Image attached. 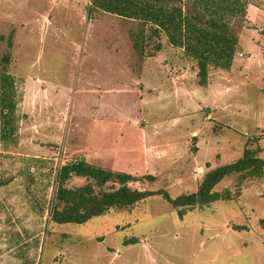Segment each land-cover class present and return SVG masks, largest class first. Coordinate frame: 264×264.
I'll list each match as a JSON object with an SVG mask.
<instances>
[{
  "label": "rangeland",
  "instance_id": "rangeland-1",
  "mask_svg": "<svg viewBox=\"0 0 264 264\" xmlns=\"http://www.w3.org/2000/svg\"><path fill=\"white\" fill-rule=\"evenodd\" d=\"M249 1L232 68H211L201 87L196 62L181 49L163 38L162 52L142 62L130 39L135 23L89 16L90 0H0V59L10 55L22 94L19 145L0 146V181L13 192L2 208L9 220L21 213L37 223L27 228L32 261L56 254L51 264H264V177L247 181L238 201L184 217L161 197L83 225L50 217L58 172L69 161L152 175L155 182L131 186L177 197L197 191L207 172L236 162L246 147L258 145L264 157V0ZM42 76L43 92L26 90L29 78ZM236 179L218 190H235ZM86 182L74 178L68 187ZM132 237L139 244L122 248Z\"/></svg>",
  "mask_w": 264,
  "mask_h": 264
},
{
  "label": "trees",
  "instance_id": "trees-1",
  "mask_svg": "<svg viewBox=\"0 0 264 264\" xmlns=\"http://www.w3.org/2000/svg\"><path fill=\"white\" fill-rule=\"evenodd\" d=\"M89 16L94 11L118 16L135 23L130 32L134 50L143 62L164 49L163 38L175 49L196 62L198 84L207 87L210 69L230 70L247 18L249 0H90ZM10 55L0 59V146L14 148L20 129L19 105L22 94L9 71ZM246 147L236 162L207 172L195 192L172 197L166 190H140L131 186L139 181L153 183L152 175L136 177L106 170L86 160L63 164L57 175V188L50 217L60 225H83L112 210L133 209L153 197H161L180 217L187 210L205 209L217 202L238 201L247 181L264 177L262 150ZM237 177L236 188L218 190L227 178ZM74 178L87 182L69 188ZM8 182L0 181V187ZM263 224H264V220ZM235 231H249L247 225H235ZM140 237L123 241L122 248L139 244Z\"/></svg>",
  "mask_w": 264,
  "mask_h": 264
},
{
  "label": "crops",
  "instance_id": "crops-1",
  "mask_svg": "<svg viewBox=\"0 0 264 264\" xmlns=\"http://www.w3.org/2000/svg\"><path fill=\"white\" fill-rule=\"evenodd\" d=\"M43 76L42 78L37 77L36 80L32 81L29 78L26 81V85H29L26 87V90L29 91V88H34L37 92L38 90L43 92L45 89L44 82L46 81ZM48 78L52 79V77ZM47 83L51 85V91H54V98L56 99V96H58L59 99L60 95L58 94V91H56L57 88L53 86V79ZM10 145V147H17L19 145V136L16 145ZM8 187L9 186L0 187V200L2 201H0V236L3 237V244H0V264H36L35 261H32L33 259L31 260L29 243L27 241V233H29V228L35 229L37 223L34 221L29 222L24 220L20 216L21 213L17 216V219L13 221L9 220V215H11V213H5L2 208V203L4 204V202H7L9 200V197L13 196V192L6 189ZM1 228H3V230H1ZM7 229H16L17 231L8 232ZM55 255L56 254H53L49 258H47L46 264H51L52 262H54Z\"/></svg>",
  "mask_w": 264,
  "mask_h": 264
},
{
  "label": "built area",
  "instance_id": "built-area-1",
  "mask_svg": "<svg viewBox=\"0 0 264 264\" xmlns=\"http://www.w3.org/2000/svg\"><path fill=\"white\" fill-rule=\"evenodd\" d=\"M241 57H244V55H243V54H241Z\"/></svg>",
  "mask_w": 264,
  "mask_h": 264
}]
</instances>
